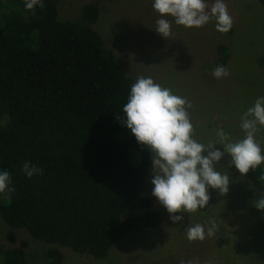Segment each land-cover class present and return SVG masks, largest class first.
<instances>
[{
    "label": "trees",
    "instance_id": "obj_1",
    "mask_svg": "<svg viewBox=\"0 0 264 264\" xmlns=\"http://www.w3.org/2000/svg\"><path fill=\"white\" fill-rule=\"evenodd\" d=\"M60 1L42 0L33 13L25 0H0V172L15 189L0 197V219L11 245L24 230L100 260L125 232L156 229L162 217L144 195L151 153L124 125L133 81L96 32L99 7L86 4L68 21L58 17ZM215 32L230 36L233 27ZM216 56L214 68L228 66L226 46ZM258 65L264 69V57ZM24 162L42 174L27 177ZM242 176L264 192V163ZM137 208L140 216L122 218ZM26 247L0 251V264H28ZM46 258L63 260L57 248Z\"/></svg>",
    "mask_w": 264,
    "mask_h": 264
},
{
    "label": "rangeland",
    "instance_id": "obj_2",
    "mask_svg": "<svg viewBox=\"0 0 264 264\" xmlns=\"http://www.w3.org/2000/svg\"><path fill=\"white\" fill-rule=\"evenodd\" d=\"M209 7L215 0H205ZM233 18V32L216 34L213 18L201 28L176 25L171 16L161 17L153 8L154 0H65L58 3V17L76 21L82 6L95 3L99 18L95 26L105 46L115 55L120 67L133 84L141 76L186 98L194 126V139L207 144L214 140L215 130L222 127L233 141L242 139L241 117L255 101L264 96V69L258 60L264 57V0H224ZM4 3V2H3ZM169 20L172 36L156 32V21ZM228 49L227 69L230 75L216 79L213 64L216 49ZM264 148V128L256 136ZM223 151L220 145H214ZM206 154V153H205ZM225 155L216 170L230 178L229 191L221 194L209 188L210 200L204 208L183 213V221L173 223L168 211L152 195V160L145 179L150 210L162 217L156 229L136 228L125 232L104 259L79 254L66 247L47 245L31 239L24 230H15L17 243L25 241L28 264H46L50 248L61 251V264H264V211L253 202L261 193L244 178L234 165L228 167ZM6 193L0 194L4 199ZM142 210L124 211L122 218H135ZM181 215V213H176ZM215 220L218 230L203 241L190 242L184 231L188 226ZM10 228L0 219V251L15 247L6 235Z\"/></svg>",
    "mask_w": 264,
    "mask_h": 264
},
{
    "label": "clouds",
    "instance_id": "obj_3",
    "mask_svg": "<svg viewBox=\"0 0 264 264\" xmlns=\"http://www.w3.org/2000/svg\"><path fill=\"white\" fill-rule=\"evenodd\" d=\"M37 7H44L42 0H25L26 10L34 13ZM153 8L161 17L171 16L176 25L186 28H201L214 18L216 31L227 34L234 24L224 0H215L210 7L205 0H154ZM156 25V32L165 39L173 35L169 20L160 18ZM212 75L221 79L228 77L230 72L223 65H217ZM191 107L186 98L173 94L171 89L155 83L151 77L143 76L131 85L123 106L124 125L151 153L152 195L171 214L173 223L182 222L183 213H193L208 205L209 188L218 189L221 194L228 193L229 176L216 170V164L225 155L230 157L228 167L234 165L241 175H247L264 163V148L256 138L264 128V96L242 115L240 127L244 137L236 141L222 127L215 130L214 140L207 144L194 139L195 130L188 112ZM214 145H220L223 151ZM22 171L31 178L42 174L43 169L24 162ZM10 184V173L6 170L0 172V194L14 192ZM253 205L264 211V192ZM206 223L210 225L207 230L200 223L188 226L184 230L187 239L190 242L203 241L206 236L215 235L218 230L216 221Z\"/></svg>",
    "mask_w": 264,
    "mask_h": 264
}]
</instances>
